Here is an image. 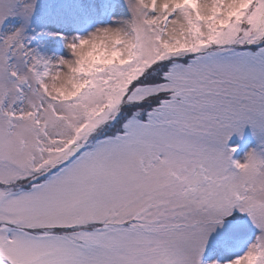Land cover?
I'll return each mask as SVG.
<instances>
[{
  "label": "snow or ice",
  "instance_id": "obj_1",
  "mask_svg": "<svg viewBox=\"0 0 264 264\" xmlns=\"http://www.w3.org/2000/svg\"><path fill=\"white\" fill-rule=\"evenodd\" d=\"M0 264H264V0H0Z\"/></svg>",
  "mask_w": 264,
  "mask_h": 264
}]
</instances>
